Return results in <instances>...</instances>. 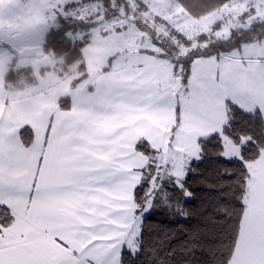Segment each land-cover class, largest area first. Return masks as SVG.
I'll return each instance as SVG.
<instances>
[{
    "label": "snow or ice",
    "instance_id": "snow-or-ice-1",
    "mask_svg": "<svg viewBox=\"0 0 264 264\" xmlns=\"http://www.w3.org/2000/svg\"><path fill=\"white\" fill-rule=\"evenodd\" d=\"M80 2L0 0V60L64 37ZM180 2L194 18L207 7ZM260 8L183 56L138 49L171 65L167 81L125 58L122 83L59 96L14 132L0 114V264H264V53L243 51L264 41L243 36L264 26ZM49 10L55 29L26 23Z\"/></svg>",
    "mask_w": 264,
    "mask_h": 264
},
{
    "label": "rangeland",
    "instance_id": "rangeland-1",
    "mask_svg": "<svg viewBox=\"0 0 264 264\" xmlns=\"http://www.w3.org/2000/svg\"><path fill=\"white\" fill-rule=\"evenodd\" d=\"M134 1L128 0L131 13H135L137 10ZM139 1L146 5L147 10L136 12V15L151 24L157 34L169 37L175 44L179 43L182 50L186 49L184 48L185 40H190L191 45L196 46L198 44L196 37L200 32L211 30L213 37L226 39L230 30L246 28L252 17L242 18L241 13L246 10L247 6L257 7L259 3V0H252L251 4H249V0H230L218 10L194 18L184 13L173 0ZM52 6L54 4L50 7ZM92 8L83 6L84 11H80L81 16L86 11L88 13L95 12L96 6H92ZM123 14L125 15V11ZM120 15L124 17L122 13ZM255 16L257 19H264V8H260ZM108 18H103V22L81 26V29L74 34L76 40L82 39L84 43L81 48V56L71 61H55L45 54L41 57L15 56V62L11 65L8 64L6 58L0 60V67L5 75L4 85L7 96L9 97L11 94L13 96L15 92L29 93L34 90L49 93L50 99L68 95L72 84L77 87L87 85L94 78V72L104 68L106 61H109L114 54L115 59L111 60V65L107 68L124 64L125 58L134 63L136 59L131 53L135 50L148 49L153 52L158 50L157 44L149 39L148 34L139 29L130 19L125 18L121 22H113ZM54 22V14L50 10L47 13H33L26 21L27 24L38 28L45 25L52 26ZM117 25L119 26L117 27ZM213 25H215L214 31H212ZM85 30L89 31L87 37H85ZM170 31H174L173 36L170 35ZM176 35L181 39V42H178ZM199 43L202 46L203 41H199ZM243 51L246 55L262 54L264 53V41H261L259 45H249ZM152 60H154V64H158L159 79L167 81L171 75V65L166 60L158 59L155 55ZM9 68H11V72H9Z\"/></svg>",
    "mask_w": 264,
    "mask_h": 264
},
{
    "label": "crops",
    "instance_id": "crops-1",
    "mask_svg": "<svg viewBox=\"0 0 264 264\" xmlns=\"http://www.w3.org/2000/svg\"><path fill=\"white\" fill-rule=\"evenodd\" d=\"M120 11V10H119ZM121 13L124 17H122L119 13L114 14L113 16L109 17L113 22H121L127 18V14H123L124 11L121 10ZM9 15L6 12L5 13V19H8ZM103 22V21H102ZM120 25V23H119ZM117 25V27L119 26ZM123 25V24H122ZM89 30V29H88ZM85 30V37L89 35V31ZM103 31V30H101ZM134 56L136 63L137 59H142L145 62V67L148 70L150 77L154 79H159V67L158 64H154V60H152L153 55H143L138 56L137 50L132 52ZM211 62L208 61H202L198 62L196 65V73L195 75L201 74V69L208 67ZM122 64L118 66H113L110 68H102L96 70L94 73V78L87 84H93L97 87H107L109 85L116 86L120 83H122L126 76L129 75V69L127 65L124 67H121ZM194 75V79H195ZM5 75L3 73V69L0 67V114H3V123L4 125H7L8 123H11V128H5L6 132H14L15 128L19 127L20 124L23 123H30L33 121H38L40 115L42 112H49L54 111L56 108V100L57 97H52L50 99V94L42 91V90H34L32 92H24L21 93L15 92V94L12 96V94L8 97L5 92V83H4ZM72 84V83H71ZM70 84V85H71ZM73 85V84H72ZM70 86L71 91L68 93V95L72 96L73 98L79 97L81 94H84L86 91V85L77 87V86ZM140 117L134 116L127 118L125 120L126 123L129 124L131 127L133 123L136 121H139ZM36 127H40L38 124L34 125ZM148 127H150L149 124L142 123L137 124L135 128H133V131H141L145 130ZM40 131L42 132V127H40Z\"/></svg>",
    "mask_w": 264,
    "mask_h": 264
},
{
    "label": "trees",
    "instance_id": "trees-1",
    "mask_svg": "<svg viewBox=\"0 0 264 264\" xmlns=\"http://www.w3.org/2000/svg\"><path fill=\"white\" fill-rule=\"evenodd\" d=\"M178 6L181 7V2L180 0H173ZM230 0H205V3L207 7L198 13L196 18L202 17L208 13H211L215 10H218L221 8L225 3L229 2ZM134 3L136 4V12L139 11H146L147 7L145 4H143L139 0H135ZM83 6H87L92 8V6H96V11L95 12H89L86 11L82 16L80 11L83 10ZM93 9V8H92ZM184 13L188 14L187 12L184 11V9L181 7ZM119 10L125 11L127 14V18L133 21V23L141 29L143 32L148 34L149 39L155 43L159 44V47L172 52L173 55H179L183 56L186 52H189L191 49L196 48V46H192L190 40H185L184 44L186 49L182 50L178 44H175L169 37L164 36L162 34H157L156 30L153 28L151 24H149L147 21L141 20L135 13H131V6L128 2V0H82V2L77 3L73 6V8L69 9L68 15L72 17L71 20H68L64 22V27L62 30H69L71 33L75 34L76 32L81 29V26H89V21L92 20L93 18L102 15L103 18L111 17L114 14H117ZM84 11V10H83ZM189 15V14H188ZM191 16V15H190ZM193 17V16H192ZM156 19H159L156 17ZM70 26V28H69ZM53 29H55L54 25H52ZM211 31V30H210ZM264 31V26L257 27L254 32H245L243 33L244 39L249 40L255 37L257 32ZM174 31H170V35L173 36L172 34ZM240 33H237L239 35ZM213 36V35H212ZM178 38V42H181V39L176 35ZM182 38V37H181ZM50 40L52 41L50 46H45L44 49L47 50L49 48H52L55 55L58 56L63 50H65L69 43L68 41L61 36H57L53 34L50 37ZM223 40V39H221ZM200 41H203L202 38ZM83 40L79 39L76 40L72 50L70 52V55L67 57L65 62L71 61L72 59L76 57L81 56V48L83 45ZM173 46H175L176 51L173 52Z\"/></svg>",
    "mask_w": 264,
    "mask_h": 264
},
{
    "label": "built area",
    "instance_id": "built-area-1",
    "mask_svg": "<svg viewBox=\"0 0 264 264\" xmlns=\"http://www.w3.org/2000/svg\"><path fill=\"white\" fill-rule=\"evenodd\" d=\"M57 21L55 20V22H54V27L56 28V26H57ZM64 32H65V36H64V38L68 41V43H69V45H68V47L65 49V50H63L58 56H56L55 55V53H54V51H53V49L52 48H49V49H47V50H45V52H44V54L47 56V57H49L50 59H53V60H55V61H61V62H63V61H65L66 59H67V57L70 55V52H71V50H72V47H73V45H74V43H75V41H76V39H75V37H74V34L73 33H71L69 30H64Z\"/></svg>",
    "mask_w": 264,
    "mask_h": 264
},
{
    "label": "water",
    "instance_id": "water-1",
    "mask_svg": "<svg viewBox=\"0 0 264 264\" xmlns=\"http://www.w3.org/2000/svg\"><path fill=\"white\" fill-rule=\"evenodd\" d=\"M118 13L120 14L121 13V10L118 11ZM103 20V16L102 15H99L95 18H93L92 20H90L88 23L89 25L91 24H94V23H97V22H101ZM44 48H41L39 46H36V47H27V48H24L20 51H18L16 53V56L18 57H31V56H36V57H41L44 55Z\"/></svg>",
    "mask_w": 264,
    "mask_h": 264
}]
</instances>
